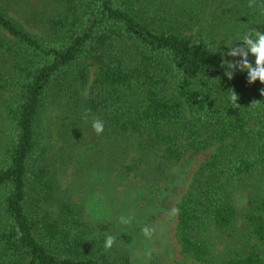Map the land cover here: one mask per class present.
Returning <instances> with one entry per match:
<instances>
[{
	"label": "trees",
	"instance_id": "obj_1",
	"mask_svg": "<svg viewBox=\"0 0 264 264\" xmlns=\"http://www.w3.org/2000/svg\"><path fill=\"white\" fill-rule=\"evenodd\" d=\"M248 4L0 0V264H134L137 219L123 215L134 218L121 225L125 241L121 198L147 215L182 157L212 145L174 206L179 253L199 264H264V85L224 74V61L240 59L223 56L227 47L250 28L264 33V15ZM48 98L60 111L45 140ZM108 183L111 212L89 218L87 184L95 204ZM107 235L115 243L106 250Z\"/></svg>",
	"mask_w": 264,
	"mask_h": 264
},
{
	"label": "rangeland",
	"instance_id": "obj_2",
	"mask_svg": "<svg viewBox=\"0 0 264 264\" xmlns=\"http://www.w3.org/2000/svg\"><path fill=\"white\" fill-rule=\"evenodd\" d=\"M60 106L58 102L52 98L51 100L46 99V103L41 110L40 120L38 123V131L43 139L48 140L52 138L50 136V131H46L49 125H52V131L54 125L56 124L57 117L59 115ZM53 143V141L51 140ZM216 145H212L207 149L191 154L186 153L185 156L179 161V163L173 168V176L167 184H160L159 190L155 191L151 197V206L148 208L147 215L143 216L140 214L136 207L132 204H128V198L123 200L118 206L120 213L117 217H121L126 214L136 215L137 221L131 224L132 227L138 228V233L134 241L129 244V257L134 264H146L153 258H157L160 264H199L193 262L189 259H184L180 253L178 245L174 238V223L175 214L172 213L175 203L178 198L185 192L190 177L196 168L202 163L214 150ZM103 193L107 194L103 197V200L96 201L94 204L91 202V187L87 184L86 188V204L90 203L87 207L88 217L92 216H104L111 212L110 204L115 200L113 186L111 183L105 185L103 188ZM246 202V197L242 193H238L235 196V203L238 208L244 207ZM143 203L138 205V208H143ZM128 209V212H127ZM121 223L117 225L119 228V233H121V238L125 241L128 238L129 233H126L121 227ZM143 227H148L152 230L151 238H146L141 229ZM152 249V257L148 259L145 256V252L148 249Z\"/></svg>",
	"mask_w": 264,
	"mask_h": 264
},
{
	"label": "clouds",
	"instance_id": "obj_3",
	"mask_svg": "<svg viewBox=\"0 0 264 264\" xmlns=\"http://www.w3.org/2000/svg\"><path fill=\"white\" fill-rule=\"evenodd\" d=\"M249 7L255 6L259 9L260 14L264 15V2L261 0H249ZM228 51L223 53V56L228 57H240L239 60H227L224 63L227 65L229 71L227 73L224 72L225 76L228 79H232L234 73L236 71L239 72H247V82L252 84L255 81H259L262 85H264V33H262L258 28H250L248 31L244 32L239 37V42L232 44L231 47H227ZM249 55L254 57V66L253 63L249 61ZM230 93V100L232 103L237 105L236 101L239 99L236 92L232 89L228 91ZM260 95L264 96V89L260 90ZM259 101H253L250 106H256ZM238 106V105H237ZM90 109H85L84 111V119L87 120L90 114ZM91 127L94 132L99 135L104 131V122L99 118H93ZM178 209H172V213L175 214ZM133 217H124L121 216L119 218L120 223L124 225H129L133 221ZM142 234L146 238H151L152 230L148 227H143L141 229ZM115 243V237L112 235H107L104 242V248L110 249ZM145 256L148 259L152 257V249H148L145 252Z\"/></svg>",
	"mask_w": 264,
	"mask_h": 264
}]
</instances>
